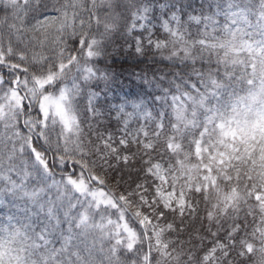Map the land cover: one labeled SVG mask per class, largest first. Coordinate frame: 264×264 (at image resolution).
<instances>
[{"label": "snow or ice", "instance_id": "obj_1", "mask_svg": "<svg viewBox=\"0 0 264 264\" xmlns=\"http://www.w3.org/2000/svg\"><path fill=\"white\" fill-rule=\"evenodd\" d=\"M0 12V205L22 213L0 264H93V229L117 261L167 257L164 234L197 218L174 183L185 142L202 159L209 125L231 123L228 90L253 83V61L213 65L211 53L264 48V0H0ZM214 219L203 264L217 247L224 264L238 243L240 256L256 251L235 238L240 224L218 235Z\"/></svg>", "mask_w": 264, "mask_h": 264}, {"label": "trees", "instance_id": "obj_2", "mask_svg": "<svg viewBox=\"0 0 264 264\" xmlns=\"http://www.w3.org/2000/svg\"><path fill=\"white\" fill-rule=\"evenodd\" d=\"M194 2L199 6L200 0H194ZM196 54H199L198 50ZM217 54L227 60L230 67L233 66V59L243 63L251 60L256 65L255 72L249 70L248 73L249 77L253 79V83H244L242 86H236L234 90L229 89L227 103L223 107L233 104L240 98L247 101L252 92H254L252 94L258 96L256 90L264 92V56L245 52L225 57L223 50H215L210 56L213 65H215ZM126 58V54L117 56V59L121 62ZM128 59L129 62L124 67L129 69L130 72L133 60ZM205 59L207 60L208 57L206 56ZM241 66V63L236 65V67ZM115 68L119 71L120 64L115 65ZM125 76H121L118 83L125 91H129L133 87L135 78L129 76L128 73H125ZM213 102L216 103L215 100ZM216 125H219L218 120ZM218 128V126L209 125L211 139L205 137V152L202 159L198 160L196 158L187 142H185L183 153L179 157L184 165H187L188 175L192 173V168H197L198 165H203L204 168L200 171L202 178H198L194 182L195 185L200 184L199 189L202 190L197 191L198 188L195 187L191 191L193 195H190V199L199 201L197 218L194 221H186L187 227L183 233L171 236L172 241H176L174 250L180 251L179 249L183 245L184 247L187 245L185 250H181L190 251L187 257L182 259L184 264H203L204 249L209 246L208 241L212 239L205 231L209 225L207 213L211 211L215 217L212 222V231L218 232V235H224L230 228L240 224L241 228L235 233V238L250 241L256 249L251 254L240 256L238 255L240 249L238 243L236 248L230 251L231 264H264V251H262L264 248V197L261 198L259 203L255 199L256 192H264V131L259 132V135L254 136L253 139L231 145L233 138L224 137L228 140L227 143H222ZM209 148H212V151L219 153V155L210 157L208 154ZM230 192L233 195L232 197H228ZM225 196L227 199L224 200ZM7 205V200L4 205H0V239L7 238L9 232L20 227V223L16 218L9 219L14 213H17V209ZM17 215L22 216V213H17ZM220 250L215 264H224L222 252L228 249L220 248ZM101 253V248L97 246L92 255L93 264L109 263L100 258ZM122 260L123 257L121 256ZM172 261V259L169 260V262ZM125 264H130V262L126 261ZM210 264H212L211 261Z\"/></svg>", "mask_w": 264, "mask_h": 264}, {"label": "rangeland", "instance_id": "obj_3", "mask_svg": "<svg viewBox=\"0 0 264 264\" xmlns=\"http://www.w3.org/2000/svg\"><path fill=\"white\" fill-rule=\"evenodd\" d=\"M241 53L245 52H237L234 54H230V56L239 55ZM248 54H258L261 56H264V48H255L254 50L250 52H246ZM258 96L256 94L250 93V98L246 101L243 100V98H240L236 100L233 104L221 108L218 106L215 102L212 101V107L217 108L220 107V112L225 114L224 116L227 119L231 120V123L226 127V129L223 130V134H221V129L218 128L219 135L222 138V143H227V138L229 139L233 138V141L231 145H236L238 142H243L247 139H253L254 136L259 135V132L264 131V118H262L261 114H264V92L263 91H257ZM252 95V96H251ZM227 103V100L225 104ZM237 110L235 114L233 113V109ZM228 113V114H227ZM218 124H220V121L218 120ZM205 165V164H204ZM187 165H184L182 170L177 173V176L174 180L175 187L177 192H183L186 197L190 199V195H193V188L197 187L198 189L201 187L200 184L195 185L194 182L198 178H202L200 175V171L203 170V165H198L197 168H192V173L188 175L187 173ZM203 166V167H202ZM205 177V175H203ZM206 184V183H205ZM232 193L230 192L228 194V197H232ZM170 198V197H168ZM224 200L227 199L226 196L223 198ZM147 219V218H145ZM91 235L96 238L97 246L101 248V254L100 258H102L106 263L108 264H122L126 261H128L125 257H123V260L121 261V258L119 261L115 260L110 255V248L112 246V240L110 237L104 235L103 233L96 232L94 229L90 230ZM187 234V232H186ZM264 235V234H263ZM171 234H164V239L170 241L169 243V255L167 257L161 258L160 256H157V259L155 261V264H184L182 259L187 257L190 251H181L185 250L186 246L181 247L180 251H175L174 246L176 241H172ZM135 238V237H134ZM143 241L146 242L143 237H139V243L143 244ZM187 242V241H186ZM220 247H217V251L215 254V260L218 259V253H219ZM264 251V248L263 250ZM172 259V262H169V260ZM130 262V261H128ZM131 264V262H130Z\"/></svg>", "mask_w": 264, "mask_h": 264}]
</instances>
